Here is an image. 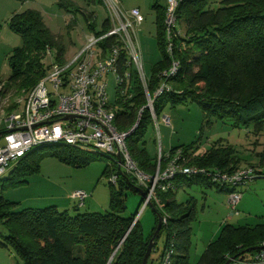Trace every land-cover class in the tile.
Masks as SVG:
<instances>
[{"label": "trees", "instance_id": "16d2710c", "mask_svg": "<svg viewBox=\"0 0 264 264\" xmlns=\"http://www.w3.org/2000/svg\"><path fill=\"white\" fill-rule=\"evenodd\" d=\"M59 6L67 12H81L88 20L85 12L70 2L63 1ZM153 7L156 9V42L161 58L151 66L147 75L150 93L158 84V71L167 68L172 59L165 51V7L157 3ZM177 20L180 30L181 25L184 28L183 37L175 39L172 54L179 62V69L170 80L172 90L155 98V114L158 116L168 101L174 104L190 99L200 105L207 123L216 120L236 128H252L255 134L264 130V0H221L216 8L209 6V0H182ZM8 27L21 37L22 44L13 48L7 57L9 75L0 79V84H3L0 95L11 91L21 95V103L13 104L9 109L19 112L29 92L47 75L50 67L48 52L55 55L56 62L63 64L66 62L65 47L36 9L13 14ZM101 27L96 31L91 25L90 29L95 35L108 32L111 28L108 16ZM115 44L120 46L118 72L123 75L129 70L131 78L122 87L116 86L118 107L114 125L119 131H128L136 123L139 109L143 108L137 126L126 138V145L137 167L145 173L154 174L158 158L151 157L145 147V123L151 120V114L144 107L146 97L143 86L134 69L127 65V53L115 36L106 37L100 46L107 52ZM3 127L4 124L0 125V136L4 134ZM47 146L58 147L50 155L61 161L78 167L89 161L78 155L79 150L64 144L39 145L30 149L8 170L7 178H0V225L4 229V233L0 232V246L10 247L22 264H142L156 230V213L166 216V221L162 222L161 230L155 237L152 252L157 250L156 243L162 234L165 240L152 260L151 252L147 264H155L170 240L175 247L173 264H191V224L196 219V200L189 197L178 201L176 194L181 188L194 186L214 187L226 195L232 191L211 183L206 174H177L174 177L175 190H157L156 197L161 208L155 202L151 203L155 213L154 226L151 233L145 235L139 220L132 226L135 216L124 217L122 214L126 210L125 190L134 193L138 192V188L145 193L146 190L138 186L118 163L113 162L106 165L102 173L107 176L111 188L106 213L78 212L70 215L66 210L59 211L56 206L14 212L16 203L6 200L3 190L26 184L28 175L39 172L42 154L38 151ZM178 151L184 165L204 169L205 172H233L238 169L239 158L235 149L222 140H216L202 153H198L197 142L175 146L167 154L161 152L162 159ZM258 174V177L264 176L261 170ZM111 175L117 177L115 184L109 180ZM84 204L79 206L77 203L74 210ZM261 243H264V224L253 228L225 224L217 239L207 245L195 264H225L228 258L243 256L244 251Z\"/></svg>", "mask_w": 264, "mask_h": 264}, {"label": "rangeland", "instance_id": "374dc122", "mask_svg": "<svg viewBox=\"0 0 264 264\" xmlns=\"http://www.w3.org/2000/svg\"><path fill=\"white\" fill-rule=\"evenodd\" d=\"M75 1L78 6L85 10L95 12L98 16L97 29L101 30L102 23L107 17L103 5L98 2L88 5L83 0ZM220 1L209 0V6L216 8ZM9 2L12 4L11 9H17L18 12L28 8L41 9L44 12L45 19L52 32L61 38L65 47L64 56L66 61H70L85 44V39H87L85 36L90 30L85 26L83 14L77 12L67 13L64 8L59 6L60 3H63V0H9ZM161 2L164 3L166 0H161ZM151 5L148 6V11L143 15L145 20L136 30V38L147 75L150 73L151 66L161 58V52L156 42L155 13L151 9ZM49 17L53 18V21H50ZM0 21V63L3 65L1 67L3 71L1 77L6 78L9 75V68L5 64L7 57L11 52L10 50L16 47V43L20 42V45L22 44V39L9 29L5 20ZM75 21L80 22L85 30H81L78 24L74 26ZM180 27L184 32L183 25ZM6 33L11 37L6 36ZM47 61L49 63L50 59L48 58ZM105 80L108 84L106 90L108 102L117 108L115 76L109 74L105 77ZM200 86L203 85L200 84ZM2 87L3 84H0V89ZM22 100L21 95L17 96L12 91L0 95V125L4 124L3 130H5L7 118L15 112L9 109L13 104H20ZM154 116H151V120L145 123L146 132L144 136L146 150L153 158H158L161 152L167 154L171 147L187 145L192 142H197L198 152L202 153L212 145V141L217 139L236 145V155L240 159L242 158L243 165H249L250 163L258 165L264 158V155L261 154L262 147L258 144L260 135H255L252 128H236L228 123L216 120L207 123V119L204 118L201 107L196 101L186 99L183 102L174 104L168 101L160 114L158 116L154 114ZM164 116L168 118V123L164 122ZM1 137L0 144L3 140ZM57 149L56 146L39 149L38 152L42 154L39 162V172L28 175L26 184L3 190L4 198L16 203L13 211L56 206L59 211L66 210L70 215L78 212L106 213L109 210L111 188L107 176H103L102 173L106 165L113 163L112 160L105 156L77 151L79 156L89 160L84 166L78 167L76 164L61 161L50 155ZM245 167L248 166L242 168ZM8 176L9 172L7 171L1 179ZM76 190H83L88 195L84 206L79 207L77 211L74 210L77 201L72 198V193ZM239 191L242 199L237 205V215L232 214L227 207L226 193L220 192L214 187L200 188L194 186L178 191L176 196L178 201H185L189 197H194L196 200V219L191 224L189 255L191 264L198 262L207 245L217 239L220 229L225 224L248 226L250 228L264 224V176L256 177L240 186ZM125 194L126 210L122 215L124 217L135 216L136 219L139 214L138 219L143 232L145 235H149L154 226L155 213L150 206L143 207V196L139 192L134 193L131 190H125ZM0 232L4 233L1 225ZM1 239L0 237V241ZM164 240L165 236L162 234L156 243L157 250L152 252L150 260L154 259L161 250ZM0 264L22 263L10 247L0 246Z\"/></svg>", "mask_w": 264, "mask_h": 264}, {"label": "built area", "instance_id": "2783aa9c", "mask_svg": "<svg viewBox=\"0 0 264 264\" xmlns=\"http://www.w3.org/2000/svg\"><path fill=\"white\" fill-rule=\"evenodd\" d=\"M182 0H166L164 10L165 51L171 57L167 68L157 73L158 84L150 93L149 78L145 73L142 55L136 38L137 27L144 21L138 9L125 11L119 0H102L108 13L110 30L101 35L91 34L85 44L70 61L63 64L52 60L47 75L29 92L21 111L14 112L5 122V131L0 144V178L32 148L39 145L64 144L87 154L108 157L118 163L132 176L136 184L146 190L143 207L155 202L157 190H175L174 177L177 174H206L210 182L232 191L227 194L226 204L232 214L237 215V205L241 199L239 187L258 177V169L252 166L238 168L233 172H205L193 166L184 165L178 151L172 156L158 157L154 174L141 171L126 145V138L137 126L143 108L138 111L136 123L126 132L119 131L114 125L116 108L109 104L107 82L105 77L113 74L116 86L122 87L129 82L131 72L126 70L120 75L117 69L120 46L115 44L107 52L100 46L103 39L115 36L127 53V65L133 68L143 86L146 107L154 116L156 97L171 91L170 80L179 69L178 60L173 58L175 39L183 37L177 20V10ZM179 47H177L178 49ZM49 56H53L48 52ZM165 123L168 118L163 117ZM116 175L109 180L115 184ZM88 197L83 190L72 193L79 206ZM139 214L134 222L139 219ZM166 216L162 217L165 223ZM262 248L247 252L245 255L231 259L228 264H264V243ZM175 247L170 240L160 253L155 264H173Z\"/></svg>", "mask_w": 264, "mask_h": 264}, {"label": "crops", "instance_id": "0c3cea01", "mask_svg": "<svg viewBox=\"0 0 264 264\" xmlns=\"http://www.w3.org/2000/svg\"><path fill=\"white\" fill-rule=\"evenodd\" d=\"M64 2H70V3H72L74 6H77L78 8H80L83 12H85V14H86V17H88V20H86V18H85V16L83 15V17H84V20H85V26L90 30V31H88V34L85 36L86 38L89 36V35H91V34H93L92 33V31H91V25H94L95 26V30L97 31V30H100V29H97V15L95 14V12H91V11H87V10H85L84 8H82V7H80V6H78V4H76L75 2V0H63ZM84 2H87V4L88 5H91V3H96V2H98L99 3V1H100V4H102L103 5V8L105 9V7H104V4H103V2H102V0H92V1H89V0H83ZM11 2V1H10ZM9 2V0H0V20H5V22L6 23H8V21H9V19L12 17V15L13 14H15V13H19L18 11H16L17 9H11V3ZM119 2H120V6L125 10V11H130V10H132V9H138L139 11H140V13L142 14V16L144 15V14H146V12L148 11V6L150 5V4H152L151 5V9L154 11V13H155V19H156V9L153 7L154 6V4L155 3H157L158 4V6H162V7H165V5H166V2H164V3H162L161 2V0H119ZM28 9H30V8H28ZM19 10V9H18ZM36 10H38V11H40L41 12V14L43 15V17H44V20H45V23H46V25L50 28V30H51V27L48 25V23H47V21H46V16H45V14H44V12L41 10V9H36ZM158 11V10H157ZM21 12V11H20ZM105 12H106V14H107V16H108V13H107V11H106V9H105ZM68 13V12H67ZM77 13H81V12H77ZM50 21H53V18H51V17H49L48 18ZM145 20V19H144ZM1 22V21H0ZM77 21H75V23H73V25L75 26V25H77L78 24V26H80V28H81V30H85V28H83L82 27V25L80 24V22H77ZM84 26V27H85ZM52 31V30H51ZM54 33V32H53ZM55 34V33H54ZM56 35V34H55ZM6 36H8V37H11L8 33H6ZM86 40V39H85ZM19 46H21L20 45V42L19 43H16V47H19ZM83 46V45H82ZM13 48H15V47H13ZM12 48V49H13ZM12 49L10 50V51H12ZM9 51V52H10ZM10 54V53H9ZM55 55H53V56H50L49 57V59H50V61H49V63H51V61L52 60H55V57H54ZM64 61H66L65 60V56H64ZM5 64H7V61H6V63ZM3 65H1V63H0V79H2V77H1V75H2V73H3V71H2V67ZM250 133H251V131H250ZM255 135H260V139H259V141H258V144L262 147V151H261V154L262 155H264V130H262L260 133H258V134H255ZM256 137H258V136H256ZM218 140V139H217ZM215 141H212V144L214 143ZM227 143V144H230L231 146H233V148L235 149L236 148V145H234L233 143H229V142H226V141H223V143ZM172 148V147H171ZM169 152V151H168ZM199 153V152H198ZM201 153V152H200ZM237 156V155H236ZM239 158V160H240V163H239V165H238V168H242V167H244V166H252V167H255V168H257V169H259V170H261L262 172H264V158H262V161H260V163L258 164V165H254V164H245V165H243V162H241V160H242V158L240 159V157H238ZM181 189H185V187L184 188H181ZM181 189H179V190H181ZM176 196H177V194H176ZM242 199V198H241ZM158 255V254H157ZM156 255V256H157Z\"/></svg>", "mask_w": 264, "mask_h": 264}, {"label": "water", "instance_id": "95a60500", "mask_svg": "<svg viewBox=\"0 0 264 264\" xmlns=\"http://www.w3.org/2000/svg\"><path fill=\"white\" fill-rule=\"evenodd\" d=\"M117 160H118V164L120 166V157L117 155ZM137 191L143 196V198H145L146 196V193L141 190L140 188L137 189ZM151 207V206H150ZM152 208V207H151ZM156 217H157V226H156V230L153 234V237L150 239L149 243H148V246H147V249H146V252H145V255L143 257V261H142V264H147L148 261H149V258H150V254L152 252V249L154 247V242H155V237L159 234L160 230H161V226H162V217L159 213H156ZM262 246H256V247H253V248H250L249 250H246L243 252L244 253H247V252H250V251H255V250H258V249H261ZM114 255V254H113ZM236 257H232L231 259H234ZM231 259H228L225 264H228L230 262Z\"/></svg>", "mask_w": 264, "mask_h": 264}]
</instances>
